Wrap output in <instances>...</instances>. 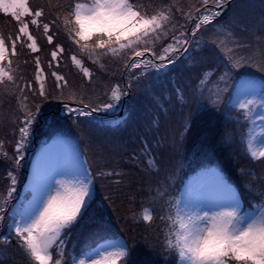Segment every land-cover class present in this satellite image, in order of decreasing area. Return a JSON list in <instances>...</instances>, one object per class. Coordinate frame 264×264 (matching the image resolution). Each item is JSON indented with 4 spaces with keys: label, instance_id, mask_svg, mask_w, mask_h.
Returning a JSON list of instances; mask_svg holds the SVG:
<instances>
[{
    "label": "snow or ice",
    "instance_id": "obj_1",
    "mask_svg": "<svg viewBox=\"0 0 264 264\" xmlns=\"http://www.w3.org/2000/svg\"><path fill=\"white\" fill-rule=\"evenodd\" d=\"M227 7L228 0H198V4L189 3L187 11L178 0H64L55 6L49 0L35 7L28 0H0V13L10 15L18 24L15 33H0V99L14 96L21 101L9 119L11 155L0 139V157L10 161L5 173L7 184L0 191V227L6 228L0 244L22 251L26 264H129L132 248L116 233L86 242L78 251L66 250L65 245L73 231L86 224L97 223L108 233L114 228L111 214H107L112 197L101 196L97 184L100 178L122 177L123 173L117 171L118 165L104 170L114 158H105L100 145L92 148L89 132L105 126L99 113L121 107L125 108V121L144 118L146 113L132 105L131 99H122L129 97L133 88L159 103L154 90L166 91L170 83L181 104H195V110L183 116L181 142L198 114L211 115L221 106L229 115L239 112L250 124L251 157L264 160V48L253 55H233V48L223 39L253 30L264 39V0L258 16L234 11L224 21L221 17ZM30 25L42 32L51 51L44 67L40 56L34 57V79H25L19 74L18 48L40 51ZM212 46L219 47L225 56H216V89L209 98L200 84L202 75L211 71L205 70V65L208 54L216 55ZM65 61L78 70L79 82L60 71ZM109 61L115 62L121 79L115 86L103 85L101 90ZM87 62L95 66V73L85 66ZM242 68L245 70L240 71ZM247 68H256L261 75L257 77ZM45 72L54 78L48 88ZM177 77L185 78L182 86H178ZM29 96L33 97L30 104ZM43 105L53 115L46 116ZM108 123L115 127L119 122ZM37 136L41 137L39 147H34ZM209 139L210 133L204 131L191 156L177 152L179 158L162 162V166L153 159L147 161L148 174L155 173L147 188L148 203L163 202L168 212L159 217L167 228L162 241L164 264H172L168 256L173 252L175 264H264V241L260 239L264 236V181L259 188L246 181L253 201L258 198L259 203L245 207L241 193L213 163L216 149ZM225 139L233 138L224 134L221 142ZM172 143L175 146L177 142ZM254 143L260 147L254 148ZM140 153L151 155L147 143ZM121 182L113 181L116 185ZM18 184L21 191H17ZM223 210L228 212L227 223L235 220L238 227L231 231L225 227L223 243L203 254L182 244L180 233L172 231L176 223L183 227L193 211L202 224L209 218L225 224ZM136 216L133 211L132 218ZM142 220L153 221L147 207Z\"/></svg>",
    "mask_w": 264,
    "mask_h": 264
},
{
    "label": "trees",
    "instance_id": "obj_2",
    "mask_svg": "<svg viewBox=\"0 0 264 264\" xmlns=\"http://www.w3.org/2000/svg\"><path fill=\"white\" fill-rule=\"evenodd\" d=\"M56 1L58 4L64 3V0ZM41 2L45 3L43 0H41ZM259 4L261 5V2H259ZM260 5L257 7L258 14H260L261 11L259 9L261 8ZM2 18L6 19V15L2 16ZM232 39L233 38H231V40ZM232 44L233 42L231 43V46ZM43 49L45 51L44 46ZM48 49L49 48H47V50ZM36 55H39L46 62L48 60L45 59V55H43L42 53H33V55L30 56V58L33 57L31 60L32 62H29V64L27 63L26 69H28L30 73L28 75V78L31 77L34 79L35 65L33 61ZM21 59H23V57H19L20 64L22 63ZM105 76L107 80L115 78V76L113 77L110 74H106ZM183 79L185 78L183 77ZM34 86L38 88L39 84L36 83ZM154 91L155 94L159 96V99H162L164 95L166 98L167 94H171V98L173 99L171 100V102L162 99L161 101H159V104H156L153 102L154 99L151 96L144 94L143 96L139 97L140 105H138V110L140 112L146 113V116L142 119H133L134 122L129 125L132 128L124 127L113 133H109V135L103 134L101 136L92 137V140L94 142L92 145L93 149H95L97 145H100L102 146L105 158H114L109 159V164L105 166L104 170L110 171L113 165H118L117 171L123 173L122 177L100 178L98 182L99 192L101 196L105 194L111 195L112 206L109 207V209L114 216V220H116L121 228H123V232L130 243L135 241V243L133 244L136 246V260H143L147 262L149 261V263L152 258H157L156 249H154L155 245L160 244L161 246L162 241L160 239V235L162 226L160 225V221L154 222L151 225H145L143 223L137 222L136 219L132 218L131 226V224H128L124 220V217L132 215L133 211H135L138 215V213L140 212V208L148 203L149 193L147 191V188L152 182L155 173L153 172L152 176L148 174L149 166L147 163V159H150V157L153 156L157 161V165L162 166V162L167 163L171 160L179 158L177 156V152L184 153L185 155L187 152L192 150H185V147L181 146L180 140L183 133L179 135V133H176V130L174 128L170 127L172 123L173 125L176 124L177 118L179 124L181 123V119H183V114H180L181 110L177 107L179 101H177L176 99L177 95L175 94V89L169 83L167 85L166 91H163V89L161 88H157ZM165 109L168 111V113L166 114V117L163 116L162 113H160V121V119L158 118V113L161 110L163 111ZM42 111H47L46 105L42 106ZM214 113L215 111L213 110V113L210 115V117L214 116ZM198 115L202 117L204 116V113H200ZM165 121L166 124L164 123L162 124V126L156 127V124H158V122L161 124V122ZM197 121L198 119L195 120V124ZM214 125L217 129L211 133L208 143L215 147V155L223 159L224 165L229 169V171L233 173V175H237L239 167H243V169L246 171V159L244 158L240 150L239 144L236 143V140L232 139L231 141H228L227 139H225L223 142H221L222 135L229 134L231 135V137L234 135L233 129L235 125L224 114L219 116L217 122ZM139 126H141V129ZM201 134L202 133L197 135L196 138L191 137L189 141L186 140V136H184L183 140L188 141V146L190 148H193V145H196L193 144V142L195 141V139L200 138ZM173 140H175L177 143L175 144V147H172V156L171 158L166 157L164 156V154H166V150L170 147V145L173 144ZM145 143L148 144L151 151V155L148 157H145L140 153V149ZM92 155L93 152L90 151L89 156ZM250 175H252V177L255 176L253 174ZM116 179H121L122 182L119 185H116L115 183H113V181ZM119 200L122 201L121 206L128 202L129 208H131L132 210L128 209L127 211H125V213L124 211H121L117 207ZM105 204L108 205V201H105ZM113 209H115V211H113ZM136 227L138 228L137 230L135 229ZM146 241L148 243H146ZM149 244L151 246H149ZM17 259L18 260H16V264H26L24 262V257H19Z\"/></svg>",
    "mask_w": 264,
    "mask_h": 264
},
{
    "label": "rangeland",
    "instance_id": "obj_3",
    "mask_svg": "<svg viewBox=\"0 0 264 264\" xmlns=\"http://www.w3.org/2000/svg\"><path fill=\"white\" fill-rule=\"evenodd\" d=\"M45 3L49 2V0H43ZM51 4L53 6H55L57 3L56 0H50ZM85 2H88V0H85ZM146 2H148V0H146ZM152 2L154 3H162V2H167V3H172L173 0H152ZM178 2L182 5L185 6V10L187 11V5L189 3H193V4H198V0H178ZM259 2H261V0H232L229 1L228 0V7L225 9L224 13H222V19L224 21H227L229 19V16L235 11L236 13L243 15V16H248V15H259L257 13V7L260 5ZM28 3L31 7H35V5L37 3H42L41 0H28ZM43 4V3H42ZM235 4L236 8L233 9L232 5ZM261 10V8H259ZM53 11H55V8H53ZM195 14V13H194ZM178 18L180 19L181 22H183V17L179 16V13H177ZM18 28V24L17 22L14 20V18H12L11 16L6 19L3 20L0 17V33H3L4 35H8V34H12L15 33V31ZM30 30H32L34 32V34L37 37V43H38V48H40V51L38 53H42L43 55H45V59H48V54L51 51V45L48 46L46 40L43 37V34L41 31H38L35 26H31L30 25ZM60 39H63V35L59 34ZM261 33L258 30H253V32L251 33H237L234 37H223V39L226 42V45L229 47L233 48V55H253L256 52H258L260 49L264 48V39H261ZM231 38H233L231 40ZM233 42L232 46L231 43ZM238 44H243L245 45V47H236V45ZM43 46L45 48V51L43 49ZM213 47V51L216 53V55H209V60L207 62V65H205V70H211L208 71L207 75H203L202 76V83L200 84V87L203 89L205 88V90H207V92H209V95L207 97L211 98L212 95L215 92L216 89V74H215V69H216V65L218 63V60L216 59V56H219L220 58H223L225 56V53L223 51H221V49L219 47ZM47 48H49L47 50ZM18 51L20 53L19 57H23V59H21V64H20V75H22L23 77H25V79L28 78L29 70L26 69L27 68V63L29 64V62H32V58H30V56L33 55V53H31L29 50L27 49H23L20 50L18 48ZM18 57V59H19ZM42 61V67H44L47 62L41 58ZM25 61H27V63H25ZM85 66H90L92 67L93 72L95 73V66H92L90 64V62H87ZM209 66V67H208ZM26 69V70H25ZM249 70L250 73H259L257 71L256 68H247ZM245 69H240V71H244ZM60 71L64 72V73H69L77 82H79L80 80V75L78 73V70L74 69V68H70L69 67V62L65 61L62 66ZM106 74H110L111 76H115L114 79L111 80H107L105 79V81L102 83L101 85V90L103 88V85L105 84H109L111 83L112 86H115V83L120 81L121 77L119 72L117 71V66L115 64V62L113 61H109L106 64V71L104 73V75ZM261 74V73H259ZM54 78H49L48 73L45 72V87L48 88L51 86L52 81ZM178 80H180L179 78H177ZM126 83V81H125ZM39 87V86H38ZM207 87V88H206ZM211 89L210 91L208 90ZM133 88L130 91V96L129 98L124 97L122 99H130L131 95L134 97L139 96L140 93H142L143 95L145 94L144 92L141 91H137ZM138 93V94H137ZM141 94V95H142ZM33 101V97L29 96V100L28 103H32ZM21 101H19L16 97H5L3 99H0V139H3L5 141V150L9 153V155H11L12 151H13V147L12 145L9 143V140H11L13 137L11 135L10 132V128H9V119L15 114L16 110L18 109L19 105H20ZM188 107L186 106L185 109H187ZM192 109L195 110V104H193L191 106ZM189 112V109H187ZM111 113V112H109ZM53 113L47 115V116H51ZM217 117L212 116V117H208L206 116L205 118L202 117L203 120L205 121H201L200 123H198L196 126H194V137L196 138L197 135H199L200 133H203L204 131H208L211 133L216 129L215 127V120ZM43 119V118H42ZM43 123V120L42 122ZM71 123V122H69ZM38 131H41V127L39 125L36 126ZM191 128V127H190ZM234 135L232 137H234L233 139H236V133H239V130L237 131V126L233 129ZM89 135L92 137L95 136H101L102 133L100 132V130L94 128L92 130H90ZM41 137L37 136L36 137V146L35 147H39V139ZM194 138V139H195ZM194 143L197 145V148L200 144V138L195 139ZM254 148H259L260 145L258 143H254L253 145ZM190 149V147H189ZM193 150V149H192ZM197 150V149H196ZM166 157H170L172 156V148L169 147L166 150ZM148 161V159H147ZM10 164V161H5L3 160L2 157H0V191L4 190V188L6 187L7 184V179H6V166ZM149 166V165H148ZM141 179V178H140ZM19 185V184H18ZM17 185V188H18ZM122 201L119 200V203L117 204V207L121 210V211H127L129 208V203H125L121 206ZM161 202H159L160 204ZM158 204V203H157ZM154 205V210H157L159 212V206L158 205ZM132 210V209H131ZM154 210H152L151 208H149L150 213L154 212ZM139 218L141 219V216H139ZM138 218V219H139ZM124 220L128 223L131 224L132 226V215H128L124 217ZM89 224L84 225L83 227H86L88 229ZM136 230L138 229L137 227L135 228ZM6 231V228L4 227H0V236H2L4 234V232ZM161 239V237H160ZM161 246L160 244H156L154 249H160ZM21 252V251H20ZM20 252L18 251L17 248H15L14 246H8V247H4L2 244H0V264H16L18 260L17 258L19 257H23V255L20 254ZM20 262V261H19ZM140 264H146V262H142L140 261Z\"/></svg>",
    "mask_w": 264,
    "mask_h": 264
},
{
    "label": "clouds",
    "instance_id": "obj_4",
    "mask_svg": "<svg viewBox=\"0 0 264 264\" xmlns=\"http://www.w3.org/2000/svg\"><path fill=\"white\" fill-rule=\"evenodd\" d=\"M190 215L191 219H186L183 227L179 223H176L172 227V231L179 232L182 238L180 242L192 246L198 255L207 252L211 248L218 247L223 243L222 230L225 227L229 231L238 227L235 220L227 223V210L221 212V215L225 218V224H218L211 218L208 219L207 224H202L198 213L193 211ZM260 239L264 241V236H261Z\"/></svg>",
    "mask_w": 264,
    "mask_h": 264
}]
</instances>
